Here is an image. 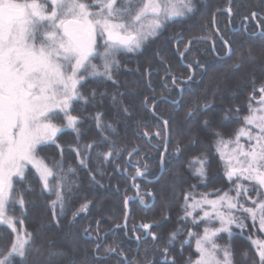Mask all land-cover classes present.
I'll return each mask as SVG.
<instances>
[{"label": "trees", "instance_id": "obj_1", "mask_svg": "<svg viewBox=\"0 0 264 264\" xmlns=\"http://www.w3.org/2000/svg\"><path fill=\"white\" fill-rule=\"evenodd\" d=\"M192 4V12L168 22L158 36L144 42L140 50L117 57L120 66L112 73L115 84L106 79L97 81L90 78L80 89L88 98V103H75L76 110L72 113L83 121L78 126L81 132L79 145L93 141L98 145L92 150L91 160L86 161V168L80 166L72 150L78 145L77 137L71 130L59 133L56 144H48L38 151V156L54 171L53 162L61 159L65 170L69 167L75 169L74 176L68 175L72 190L65 191L62 215L53 216L50 202L56 196L42 194V183L34 168L28 166L25 182L17 183L14 178L15 194L17 197L22 195L26 203L23 210L18 205H9L7 214L23 221L22 225L17 224V228L31 233L34 246L43 253V256L31 253L25 264H39L49 251L56 250H63L66 254L59 264H70L73 257L76 258L75 264H84V257L88 258L89 264H98L93 258V241L97 237V242L105 247L120 246L112 254H105L101 249L99 255L105 256L104 264H123V258L118 253L139 264H144L145 255L149 264H161L164 255L160 250L167 245L172 231H178V235L168 256H174L177 264H186L190 257L196 258L195 239H190L187 233L190 230L201 232L203 225L195 228L181 219L184 216V196L191 192L197 199L204 194H212L208 198H215V193L235 188V183L229 182L225 175V163L216 150L218 138L212 133L221 131L225 139L232 137L243 125L242 118L249 115V96L253 88L264 85V36L261 35L264 26L257 19L243 20L253 11L264 16V3L261 0H232V17L215 12L218 8L228 7V0H192ZM221 35L230 40L236 53L231 60L219 58L226 51L218 38ZM197 36L201 39H195ZM189 39L191 50L186 54L184 51L181 60L180 54ZM212 46L216 48L215 53L210 51ZM249 50L254 54L255 61L232 71L231 66L236 63L237 56L246 55ZM194 61H199L203 68L193 67L192 79L185 81L191 70L185 65ZM93 63L100 65L101 61L94 60ZM167 73L177 78L176 85ZM93 91L96 92L94 99L91 95ZM173 100H179V104H173ZM204 104H211L209 111L186 118L187 112H198ZM124 108L127 112L123 111ZM226 109H232V117L238 115L241 119L223 121ZM97 113L102 114V128L97 127L94 119ZM206 119L210 123L205 128L203 121ZM162 120L169 121L164 156L166 168L153 181L140 177L131 183L137 167L147 166L144 175L147 178L155 177L159 171L165 141ZM53 122L61 126L64 123L60 119ZM106 125H111V129ZM156 131L161 132L164 140L160 137L149 140L141 135ZM103 136H107L111 143H105ZM193 139L199 143L193 145ZM134 148H139V151L129 156ZM109 150L119 154L107 159L97 155ZM197 156L208 161L207 176L203 180L193 175L198 165L190 167L189 163ZM91 176H95L96 182L91 180ZM245 183L250 189L248 196L255 199L252 184ZM137 185L138 196L128 202L126 227L117 228L124 218V200L134 196ZM230 194L234 196L236 193L233 191ZM141 199L149 205L148 208L140 202ZM85 203L87 210L79 211ZM239 203L246 207L254 206L244 196ZM56 212L59 213V206ZM77 212L79 215L74 218L73 214ZM236 215L243 227L233 225L232 235L222 233L218 243L230 245L235 264H254L258 257L253 237L262 238L263 234L257 221L254 224L250 217L239 212ZM162 216L167 219L160 229L155 230L160 241L153 244L151 239H141L138 246L134 236H142L143 233H133V226L141 222H160ZM213 226L218 227V223ZM85 229H90V236ZM14 238L15 233L0 225V249L9 246ZM245 252L247 257L243 255ZM16 264H19V259Z\"/></svg>", "mask_w": 264, "mask_h": 264}, {"label": "snow or ice", "instance_id": "obj_2", "mask_svg": "<svg viewBox=\"0 0 264 264\" xmlns=\"http://www.w3.org/2000/svg\"><path fill=\"white\" fill-rule=\"evenodd\" d=\"M192 11V0H0V225L15 233L10 245L0 249V264H16L17 259L19 264H25L33 252L43 256L40 249L34 246L32 234L17 228V224L22 225L23 221L7 214L9 205H18L23 210L26 203L22 195L17 197L15 194L14 178L17 183L25 182L28 166L31 165L42 183V194L56 196L50 202L53 216L62 215L65 191L72 190L68 175L74 176L75 169L69 167L65 170L61 159L53 162L54 171L38 156V151L48 144H56L59 133L71 130L77 137L78 145L72 150L80 166L86 168V161L91 160L92 150L98 146L95 141L79 145L81 132L78 126L83 121L72 113L76 110L75 103H88V98L80 89L90 78L97 81L106 79L115 84L112 73L113 69L120 66L118 56L137 52L144 42L158 36L168 22ZM217 12L232 17V0H228V7L217 9ZM251 19L259 20L261 26H264V16L259 12H250L243 18L245 21ZM261 35L264 36V32ZM218 38L226 51L224 57L216 53L217 56L231 60L236 53L230 40L223 35ZM190 50V47H186L185 54ZM210 51L215 53V46ZM255 59L251 50L246 55L240 54L231 70L238 71ZM94 60L101 61V64L93 63ZM185 66L189 69L203 68L199 61ZM166 75L174 85L177 84L176 77L170 73ZM191 79L192 76H189L188 80ZM91 95L94 99L96 92L93 91ZM173 104H179V100H173ZM210 108L211 104H204L198 112H187L186 118L203 115ZM123 111L127 112V108ZM248 111L249 115L242 118L243 125L232 137L225 139L221 131L212 133L218 138L216 150L225 163V175L229 182L235 183V188L223 194L215 193L217 199H209L208 196L212 194H204L197 199L191 192L184 196V216L181 219L190 222L195 228L203 225L201 232L190 230L187 233L190 239H195L197 256L195 259L190 257L186 264H235L230 245L220 244L218 240L222 233L231 236L233 225L243 227L237 212L250 217L254 224L258 221L260 231H264V85L253 88ZM231 113L232 109H226L223 121L241 119L238 115L232 117ZM101 115L97 113L94 117L98 128H102ZM57 119L64 121L62 126L53 122ZM209 123L206 119L203 126L206 128ZM162 124L167 129L169 121L164 120ZM105 127L111 129V125ZM141 135L149 140L155 137L164 140L160 131L143 132ZM103 140L111 143L107 136H103ZM191 143L195 145L199 141L193 139ZM166 145L165 140V152ZM138 151L139 148H134L129 156ZM118 154L113 150L97 153L105 159ZM189 163L190 167L198 165L194 168V176L206 179V159L197 156ZM160 164L162 169L166 168L163 154ZM146 171V165L143 168L137 167L136 175L144 176ZM91 180L96 182L95 176H91ZM243 182L252 184L251 190L256 192L255 199L248 196L250 189ZM233 191L235 196L230 195ZM242 196L247 197L254 206L246 207L239 203ZM140 202L146 208L149 207L143 199ZM57 206L59 213L56 212ZM87 207L85 203L79 211H86ZM78 215L79 212L74 213L73 217ZM166 219L162 216L160 222L134 225L131 230L133 233H143L142 236H134L137 245L141 239H151L153 244L160 241L155 230L160 229ZM216 223L218 227L213 226ZM116 227L120 228L121 225ZM85 233L90 236V229H85ZM177 235L178 231L169 233L167 245L160 250L164 255L161 264H177L174 256H168ZM98 240L99 237L93 241V258L98 264H104L105 256L99 255L101 249L105 254H112L120 246L105 247ZM252 243L258 257L254 264H264V241L254 240ZM118 254L122 256L123 264H139L123 256V253ZM65 255L63 250L49 251L39 264H59ZM243 255L247 257V252ZM75 259L73 257L70 264H75ZM143 261L149 264L147 255ZM84 264H89L87 257H84Z\"/></svg>", "mask_w": 264, "mask_h": 264}, {"label": "water", "instance_id": "obj_3", "mask_svg": "<svg viewBox=\"0 0 264 264\" xmlns=\"http://www.w3.org/2000/svg\"><path fill=\"white\" fill-rule=\"evenodd\" d=\"M226 7H227V6H226ZM226 7H223V8H226ZM223 8H218V9H223ZM215 12H217V9H216ZM258 30H259V29H258ZM195 39H201V37H200V36H197V37H195ZM190 40H191V39L188 40V42H187V44H186V47L189 46V42H190ZM186 47H185V48H186ZM212 48H213V46H212ZM184 51H185V49H184V50L181 52V54H180V59H181V60L183 59ZM224 53H225V52H224ZM224 53L221 55V57H224ZM192 73H193V70L191 69V70H190V75H189V76H191ZM186 80H188V78H186L185 81H186ZM179 91L181 92V86H179ZM151 109H152V107H151ZM162 121H163V120H162ZM168 137H169V131H168V127H167V129H165V140L167 141V145H168ZM167 145H166V147H167ZM161 154H163V159H164V156H165V147H163V150H162ZM160 157H161V155H160ZM162 171H163V169L161 168V164H160V162H159V171H158V173H157V175H156L155 177H153V178H147V177H145V176H137L136 173H135V174L131 177V183H133V181H134L133 177H135V179H136V178L143 177V178H145V179L148 180V181H153V180L157 179V178L160 176V174L162 173ZM137 186H138V185H137ZM137 196H138V188L136 187L134 196H128V197L125 198V200L127 199V204L125 203V200H124L125 211H124V218H123V221H122V223L120 224L121 226H125V225H126V222H127V218H128V214H129V206H128V202H129V200H131L132 198H136Z\"/></svg>", "mask_w": 264, "mask_h": 264}, {"label": "rangeland", "instance_id": "obj_4", "mask_svg": "<svg viewBox=\"0 0 264 264\" xmlns=\"http://www.w3.org/2000/svg\"><path fill=\"white\" fill-rule=\"evenodd\" d=\"M242 142H243V138H242ZM31 166V165H30ZM244 183V185H245V187H246V183L245 182H243ZM224 193V192H223ZM223 193H220V194H223ZM231 195V194H230ZM233 196V195H232ZM235 196V195H234ZM209 199H217V196L215 197V198H209ZM258 222V221H257ZM258 225H259V223H257ZM218 226H219V224H218ZM262 232V234H263V237L262 238H258V237H253V241L254 240H261V241H264V231H261ZM194 242H195V240H194ZM194 245H195V243H194Z\"/></svg>", "mask_w": 264, "mask_h": 264}]
</instances>
